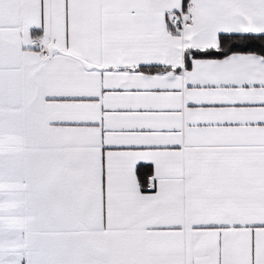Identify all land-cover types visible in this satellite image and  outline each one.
I'll return each mask as SVG.
<instances>
[{
  "label": "snow or ice",
  "instance_id": "1",
  "mask_svg": "<svg viewBox=\"0 0 264 264\" xmlns=\"http://www.w3.org/2000/svg\"><path fill=\"white\" fill-rule=\"evenodd\" d=\"M0 264H264V0H0Z\"/></svg>",
  "mask_w": 264,
  "mask_h": 264
}]
</instances>
